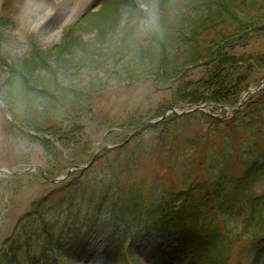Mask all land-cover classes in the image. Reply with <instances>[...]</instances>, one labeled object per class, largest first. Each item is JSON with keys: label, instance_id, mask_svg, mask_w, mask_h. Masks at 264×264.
<instances>
[{"label": "rangeland", "instance_id": "1", "mask_svg": "<svg viewBox=\"0 0 264 264\" xmlns=\"http://www.w3.org/2000/svg\"><path fill=\"white\" fill-rule=\"evenodd\" d=\"M4 1L0 0V12ZM102 2L11 0L12 25L3 31L2 57L10 62L25 58L34 47L46 49L60 44L65 29L86 11L97 14L94 16H98V23L86 26L75 37H80L84 44L106 42L111 38V35H104L109 31L108 27L111 29L112 20L119 14L121 18L125 17L126 13L120 7L99 14ZM154 2L156 0H138L145 12L155 10ZM225 53L238 60L239 66L227 71L230 84L226 92L236 94L229 103L215 104L207 98L212 90V85L208 88V82L216 69L214 64L206 61H198L182 79L171 83L154 77L138 78L137 83L121 85L105 80L103 94L95 99L91 113L80 121L83 134L76 142H61L38 135L34 136L44 141L31 139L30 134L12 128V121L0 103V170L26 172L32 169L18 176H0V253H8L4 243L10 239L22 248L15 259L11 258V264H31L25 257L27 252L39 261L38 264H191L190 258L179 255L178 248L185 237L194 236L196 232L175 233L160 241L134 240L130 245L128 234L123 230L113 231L111 217L121 200L124 208L130 207L127 202L130 197L144 198L142 201L160 206L167 201L170 192L181 191L192 183L193 179L189 182L188 178L192 173L199 172L204 178V169L217 167L204 155L203 144L196 147L197 151L186 146L188 139L208 134L211 121H206L205 115L218 123H228L238 113L235 109L243 95L262 82L261 90L248 97L245 104L254 107L253 103L260 102L264 111V36L253 37L243 46H235ZM4 83L5 78L0 76V87ZM204 94L205 99L199 103L187 99ZM197 107L199 111L195 114L199 115L177 121V124L170 122L171 126L177 127L182 122L177 130V147L170 143L164 150L161 147L158 153L150 151L158 147L159 129L155 127L161 123L164 114H167L165 120L173 116L184 118L180 115ZM252 115L247 110L243 121L251 119ZM149 124L154 125L136 135L139 137L133 138L132 147L127 150L129 157L126 160L130 161V166L126 160L122 164L127 174L121 181L124 188L121 198L111 190L102 191L101 179L106 168L97 159L104 153L122 148L130 142L134 132ZM233 128L213 135L218 151L222 152V144L227 145L226 138L232 139L239 148L238 145L249 137V132ZM258 129H263L262 124ZM257 137L263 135L258 133ZM116 154L111 158L115 159ZM195 154H200L199 159ZM94 159V164L86 168ZM260 165L261 161L257 160L255 167ZM238 169L240 171L236 172L240 174L241 168ZM250 184L251 196L262 195L264 174L251 179ZM78 234L85 237V241L72 248L69 240ZM47 236L51 243H47ZM258 255L262 262L257 264H264V249ZM214 257L212 264L255 263L253 246L249 242L235 245L228 263L221 260L218 250Z\"/></svg>", "mask_w": 264, "mask_h": 264}, {"label": "trees", "instance_id": "2", "mask_svg": "<svg viewBox=\"0 0 264 264\" xmlns=\"http://www.w3.org/2000/svg\"><path fill=\"white\" fill-rule=\"evenodd\" d=\"M10 1L3 2L0 12V76L5 78L0 87V103L3 111L12 116V128L38 141L44 139L34 135L76 142L83 134L80 121L91 113L95 99L103 94L105 80L119 85L152 77L165 83L176 82L198 61L214 64L216 69L208 82L212 90L207 98L215 104L229 103L236 94L226 92L230 84L227 71L239 66L238 60L225 52L243 46L253 37L264 36V0H156L153 12L142 10L138 0H102L99 14L120 7L126 13L125 17L119 14L112 20L111 29L108 27L104 35H111L106 42L84 44L80 37H75L97 22V14L86 11L65 29L60 44L46 49L34 47L25 58L9 62L1 54L3 31L12 25ZM194 97L197 96L187 99L199 103L205 94ZM252 106L244 104L228 123H218L205 115L206 121H211L208 134L188 139L186 146L197 151L196 147L203 144L204 155L217 167L204 169V178L199 172L192 173L188 177L189 182L193 179L192 183L181 191L170 192L160 206L142 201L144 198L130 197V207L124 208L121 200L111 217L113 231L128 234L130 245L134 240L160 241L175 233L194 231L196 234L185 237L178 248L179 255L190 258L191 264H212L217 250L221 260L228 263L232 248L249 242L254 264L262 262L258 253L264 249V193L251 196L249 192L250 180L264 174V111L260 102ZM247 110L252 118L243 121ZM195 113L159 123L155 127L159 129L158 147L150 151L158 153L170 143L177 147V130L182 122L178 127L170 122L177 124L199 115ZM259 124L262 130L258 129ZM230 127L249 132V137L239 148L232 139H224L227 145L222 144L220 152L213 135ZM258 133L263 137L258 138ZM132 142L133 138L122 148L97 159L106 168L100 189L111 190L119 198L124 189L121 181L127 174L122 164L129 157L127 150ZM114 153L117 154L112 159ZM199 155L195 157L199 159ZM257 160L261 161L258 168ZM126 162L130 166V161ZM47 237V243H51L50 236ZM84 241L85 237L78 234L69 240V245L76 248ZM18 245L10 239L4 243L8 253H0V264L12 263L11 258L15 259L22 250ZM25 255L31 264H38L30 252Z\"/></svg>", "mask_w": 264, "mask_h": 264}, {"label": "water", "instance_id": "3", "mask_svg": "<svg viewBox=\"0 0 264 264\" xmlns=\"http://www.w3.org/2000/svg\"><path fill=\"white\" fill-rule=\"evenodd\" d=\"M262 87V84H260L255 90H250L249 92H247L246 94H245V99L244 100H246L249 96H251L252 94H254V93H256L260 88ZM243 104V103H242ZM241 104V105H242ZM240 105V106H241ZM172 112H174V111H172ZM167 116V114H165L164 115V117L163 118H165ZM154 124H149V125H146V126H144L141 130H139L138 132H136L134 135H136V134H139V133H141L142 131H145V130H147V129H149L150 127H152ZM133 135V136H134ZM94 161V160H93ZM31 171V170H30ZM20 173H15V172H7V171H4V170H0V176H8V175H19Z\"/></svg>", "mask_w": 264, "mask_h": 264}]
</instances>
